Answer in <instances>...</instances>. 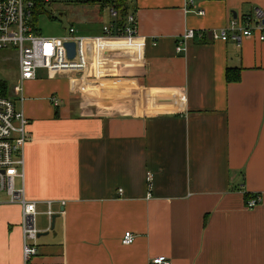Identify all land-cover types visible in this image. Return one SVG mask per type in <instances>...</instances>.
I'll list each match as a JSON object with an SVG mask.
<instances>
[{"label":"crops","instance_id":"0c3cea01","mask_svg":"<svg viewBox=\"0 0 264 264\" xmlns=\"http://www.w3.org/2000/svg\"><path fill=\"white\" fill-rule=\"evenodd\" d=\"M80 3L90 16L70 26L102 34L111 5ZM128 5L139 36L86 74L40 69L22 81L17 71L19 97L3 81L30 121L25 195L39 201L40 232L31 264H264V40L214 37L232 18L254 26L257 10L264 23V0ZM188 29L203 36L182 42ZM228 68L240 79L227 81ZM246 194L261 202L248 208ZM21 217L20 204L0 207V264L26 263Z\"/></svg>","mask_w":264,"mask_h":264},{"label":"built area","instance_id":"2783aa9c","mask_svg":"<svg viewBox=\"0 0 264 264\" xmlns=\"http://www.w3.org/2000/svg\"><path fill=\"white\" fill-rule=\"evenodd\" d=\"M47 2L50 0H0V52L11 50L16 53L18 73L22 81L36 78L40 69L46 70L49 77L64 72L86 74L94 61L103 62L108 58L103 55L105 50L115 49L122 40L139 36L135 14L128 12L122 16L114 6L109 9L112 20L103 26L100 35H81L75 27L70 26L64 36H44L37 30L33 14L39 3ZM196 12L204 14L201 9ZM257 15L258 21L254 26L232 18L225 27L215 32L214 37L240 43L243 37L257 32L259 39L264 40L263 13L257 10ZM182 36V42H186L202 37L203 34L188 29ZM68 42L75 44L74 57L69 56L66 46ZM177 49L184 50L185 46L180 43ZM53 101L56 105L59 104L58 100ZM29 123L24 112L17 108L14 99L5 95L0 80V207L5 204H20L22 207L25 264H31V259L38 253L37 239L40 233L36 225L39 201L29 200L25 195V146L29 141ZM148 180L151 181L150 174ZM260 202L261 196L256 194L247 198L246 206L254 208ZM47 204L46 213L52 217L55 213L52 201H47ZM134 241L135 235L130 231L125 232L122 243L129 245ZM152 263L172 264L166 256H157Z\"/></svg>","mask_w":264,"mask_h":264},{"label":"rangeland","instance_id":"374dc122","mask_svg":"<svg viewBox=\"0 0 264 264\" xmlns=\"http://www.w3.org/2000/svg\"><path fill=\"white\" fill-rule=\"evenodd\" d=\"M82 0H50L47 3H39L35 9L34 19L40 32L44 36L59 37L68 31L71 21L74 18H87L90 13H86L84 5L80 3ZM87 8H90L87 6ZM105 19L108 21L109 15L105 11ZM77 29L83 28L79 24H75ZM8 55V58L5 57ZM18 62L17 55L14 51L4 50L0 52V80L2 86L4 82L8 84V88L12 97L20 96L18 87L21 81L18 78ZM4 81V82H3Z\"/></svg>","mask_w":264,"mask_h":264},{"label":"trees","instance_id":"16d2710c","mask_svg":"<svg viewBox=\"0 0 264 264\" xmlns=\"http://www.w3.org/2000/svg\"><path fill=\"white\" fill-rule=\"evenodd\" d=\"M101 1V5L102 7L107 6V5H111L114 6L116 9H118V11L120 12V14L122 16H125L126 14H128V1L129 0H100ZM38 8V6L36 7ZM226 77H227V81H237L240 79V70H232L231 68H228L227 73H226ZM5 95L6 94V85L3 84L2 86ZM253 196L252 194H246L245 198L251 197Z\"/></svg>","mask_w":264,"mask_h":264},{"label":"water","instance_id":"95a60500","mask_svg":"<svg viewBox=\"0 0 264 264\" xmlns=\"http://www.w3.org/2000/svg\"><path fill=\"white\" fill-rule=\"evenodd\" d=\"M234 17H236V14L234 15ZM66 46L68 49L69 56L74 57V55H75V44L73 42H68V43H66ZM55 218H56V216L52 217V226L53 227H54Z\"/></svg>","mask_w":264,"mask_h":264}]
</instances>
